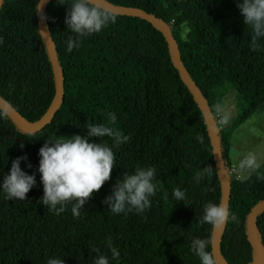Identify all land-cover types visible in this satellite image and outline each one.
I'll return each instance as SVG.
<instances>
[{"label": "trees", "instance_id": "16d2710c", "mask_svg": "<svg viewBox=\"0 0 264 264\" xmlns=\"http://www.w3.org/2000/svg\"><path fill=\"white\" fill-rule=\"evenodd\" d=\"M106 1L140 8L169 27L180 61L208 105L224 168L229 167L230 130L264 104V38L253 51L252 29L244 23L236 0ZM37 2L0 3V98L30 122L45 112L55 87L36 19ZM67 2L70 5L71 0ZM58 3L49 0L44 8L62 80L57 108L33 132L21 130L0 110V183L12 160L25 154L32 167L25 161L20 166L36 177L26 201L8 200L0 188V264H47L51 257L66 264H94L99 254L107 256L109 264H201L191 244L197 238L210 239L212 226L201 219L207 203L219 202L220 184L201 111L171 62L166 40L146 20L118 14L115 24L81 38L80 47L68 52L67 41L76 34L64 22L68 5ZM185 23L190 31L183 40ZM215 74L245 107L241 118L223 128L213 115L222 92L209 85ZM109 112L116 114V126L131 137L118 147L109 137L90 138L113 147L112 179L87 201L79 217H73L71 204L55 215L40 202L39 149L50 135H86V125L106 124ZM209 165L212 176L197 182L196 175ZM149 166L156 168L154 182L163 185L151 198V208L113 214L103 200L117 179ZM260 176L264 161L257 172L229 181L227 205L239 223L229 220L219 239V254L226 264L254 261L245 220L251 207L264 198ZM177 188L185 192V201L173 198ZM255 223L264 246V209ZM109 237L119 259L111 257ZM93 247L99 253L92 252Z\"/></svg>", "mask_w": 264, "mask_h": 264}, {"label": "clouds", "instance_id": "9594fccd", "mask_svg": "<svg viewBox=\"0 0 264 264\" xmlns=\"http://www.w3.org/2000/svg\"><path fill=\"white\" fill-rule=\"evenodd\" d=\"M57 3V0H56ZM237 7L243 17L246 26H251V49L257 51L260 48L258 40L264 38V0H236ZM60 5L67 4L65 15L66 28L76 34L75 38L69 37L67 51L72 52L74 48L80 47V40L83 37L101 32L109 24H115L118 13L107 7H103L100 0H59ZM181 39L186 40L190 29L186 23L181 25ZM0 43L3 38L0 37ZM218 126H226L231 121V114L221 104L217 103L213 111ZM255 117H253V122ZM117 117L114 112L107 114V123L86 125V135L72 134L69 138L51 136L39 149L40 180L43 185V196L40 202L55 215L66 211L68 204H71V212L74 218L80 216V211L87 201L101 190L103 185L112 179V172L116 163V154L113 147L106 143L98 142L96 139L109 137L113 145L126 143L130 136L125 135L116 126ZM197 140L203 142L202 136ZM24 147L23 142L20 145ZM21 161L27 162V167L32 164L28 162L27 154L18 156L12 160L11 168L7 175H4L0 183L5 198L8 200L26 201L28 192L36 185L35 173L28 174L21 168ZM261 167V159L252 152L243 155L238 163L241 172L247 171L249 175L257 172ZM213 167L211 165L203 168L195 179L200 182L205 176L211 177ZM156 168L137 167L132 174H125L123 179H117L113 185L111 194L105 197L103 203L116 215L131 213H144L151 208V198L158 191L163 190V185L154 182ZM242 178V177H238ZM264 179V176H260ZM173 198L178 202L186 199V194L179 188L172 193ZM229 220L239 223V217L230 212L229 207L223 201L219 203L209 202L204 206V213L201 223H207L213 229L224 227ZM212 243L210 239H194L191 244L192 251L199 257L201 264H217L215 254L209 250ZM107 246L113 259H119V250L112 245L111 238H108ZM92 252L99 253V248L93 247ZM47 264H66L64 259L51 257ZM94 264H109V258L99 254Z\"/></svg>", "mask_w": 264, "mask_h": 264}, {"label": "water", "instance_id": "95a60500", "mask_svg": "<svg viewBox=\"0 0 264 264\" xmlns=\"http://www.w3.org/2000/svg\"><path fill=\"white\" fill-rule=\"evenodd\" d=\"M48 1L49 0H38L37 9H36V19H37L38 28H39L41 37L43 39V42H44V45H45V48H46V51H47V54L50 60V64H51V68H52V72L54 76L55 87H54V92L50 100V103L47 109L45 110V112L36 121L30 122L24 119L9 103H7L2 98H0V110H2L12 120V122L16 126H18L21 130L25 132L37 131L44 124H46L47 121L52 116L55 109L57 108L60 102V99H61V95H62L61 73L58 67V63H57L54 44L50 37L49 29L45 21L44 8H45V4ZM0 3H1V0H0ZM100 3L103 7H107L112 10H115L118 14L137 16L141 19H144L150 24H152L155 28H157L162 33L164 39L167 42V47H168V52L170 55L171 62L173 66L175 67V69L177 70L181 81L184 83L188 91L191 93L192 97L194 98L197 106L199 107L201 111V114H202V117H203V120L206 126V131H207V135H208L209 142L211 145V149H212L213 161H214L217 177H218L219 184H220L219 202L223 201L224 203L227 204L230 180L227 177L226 168H224V165H223L220 149H219L217 138H216V131H215L213 117L199 89L196 87L193 81L189 78L182 62L180 61L176 44L172 36L169 33V27L165 24V22L162 19L157 18L145 12L141 10L140 8L116 5L106 0H100ZM263 209H264V198H262L256 204H254L246 215V220H245L246 234H247V237L251 243V246L254 252V261L251 264H264V246L261 243L259 233L257 230V226L255 223L257 214ZM222 231H223V227L220 229H213L212 227L211 236H210V240L212 241V243L210 244V251L214 252L217 264H226L222 260L219 254V249H218V243H219V239L222 234Z\"/></svg>", "mask_w": 264, "mask_h": 264}, {"label": "rangeland", "instance_id": "374dc122", "mask_svg": "<svg viewBox=\"0 0 264 264\" xmlns=\"http://www.w3.org/2000/svg\"><path fill=\"white\" fill-rule=\"evenodd\" d=\"M209 85L213 89H220L219 104L231 114V121L226 126H231L237 119L241 118L245 107L236 92L224 83L219 74H215L209 79ZM255 120L251 123L249 121ZM229 159L230 165L226 168L229 180L247 177L248 172H241L238 169V163L248 152L255 153L261 162L264 161V104L249 114L246 119L238 126L230 130L229 138ZM242 177V178H238Z\"/></svg>", "mask_w": 264, "mask_h": 264}, {"label": "built area", "instance_id": "2783aa9c", "mask_svg": "<svg viewBox=\"0 0 264 264\" xmlns=\"http://www.w3.org/2000/svg\"><path fill=\"white\" fill-rule=\"evenodd\" d=\"M227 172V171H226Z\"/></svg>", "mask_w": 264, "mask_h": 264}]
</instances>
